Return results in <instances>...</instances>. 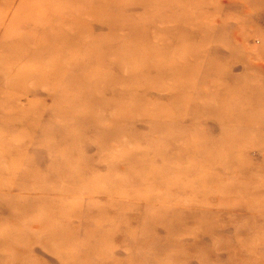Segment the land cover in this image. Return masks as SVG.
Returning a JSON list of instances; mask_svg holds the SVG:
<instances>
[{
    "label": "rangeland",
    "instance_id": "1",
    "mask_svg": "<svg viewBox=\"0 0 264 264\" xmlns=\"http://www.w3.org/2000/svg\"><path fill=\"white\" fill-rule=\"evenodd\" d=\"M0 264H264V0H0Z\"/></svg>",
    "mask_w": 264,
    "mask_h": 264
},
{
    "label": "bare ground",
    "instance_id": "2",
    "mask_svg": "<svg viewBox=\"0 0 264 264\" xmlns=\"http://www.w3.org/2000/svg\"><path fill=\"white\" fill-rule=\"evenodd\" d=\"M179 100V99H178Z\"/></svg>",
    "mask_w": 264,
    "mask_h": 264
}]
</instances>
